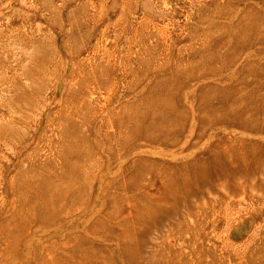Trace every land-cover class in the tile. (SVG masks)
Returning <instances> with one entry per match:
<instances>
[{"label": "rangeland", "instance_id": "obj_1", "mask_svg": "<svg viewBox=\"0 0 264 264\" xmlns=\"http://www.w3.org/2000/svg\"><path fill=\"white\" fill-rule=\"evenodd\" d=\"M0 264H264V0H0Z\"/></svg>", "mask_w": 264, "mask_h": 264}]
</instances>
